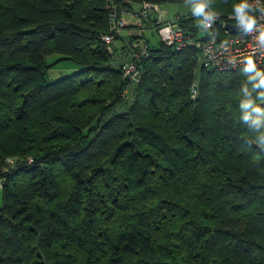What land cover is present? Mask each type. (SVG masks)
Returning <instances> with one entry per match:
<instances>
[{"label":"trees","instance_id":"obj_1","mask_svg":"<svg viewBox=\"0 0 264 264\" xmlns=\"http://www.w3.org/2000/svg\"><path fill=\"white\" fill-rule=\"evenodd\" d=\"M146 1L186 4L0 0V264H264V146L240 120L258 70L159 38L116 61L111 9ZM244 2L211 0L216 34ZM199 19L178 20L195 43Z\"/></svg>","mask_w":264,"mask_h":264},{"label":"rangeland","instance_id":"obj_2","mask_svg":"<svg viewBox=\"0 0 264 264\" xmlns=\"http://www.w3.org/2000/svg\"><path fill=\"white\" fill-rule=\"evenodd\" d=\"M138 4L139 3H136L135 5H138ZM190 7H191V5L185 4V3L184 4L168 3L165 5H158L157 3L146 1L145 3L142 4L141 13L138 15L136 14V18H138V21H139V23H137V24L136 23L133 24L132 20H126L123 18L127 11L124 12L122 14V16H120V12H119L118 7H116V6L112 7L111 13L113 15L112 14L111 15L114 16L117 21H116V24L114 27V28H116L115 33L110 31V34H109V35H111L110 36L111 41L109 42V46H110L109 51L116 58L117 52L115 51L114 46H111L114 42H116L115 44L118 43V46H122V43H126L125 49H129V47H128L129 45L133 47L132 49H134V47L140 46L141 51L144 52V54H145V56L142 58L145 60L146 58H149V56L152 52L153 44H154V42L156 43L158 38L160 41L163 42V44H165V46L174 48L175 50L181 51V50L188 48L189 46H187V47L183 46V43H185L184 42L185 37L181 36L180 30L183 32L184 35H186V32L184 31L183 28H181L179 26L178 20L181 19L183 16H191L192 15V13L189 9ZM165 9H169L172 12V14H174L172 19H170V20L167 19V15H166L167 11ZM206 11H208L210 13L212 12L221 18L219 13L214 11L210 7V5L206 9ZM230 16H234V15H230ZM128 19H130V18H128ZM151 21H152L153 26L147 27L146 26L147 23H151ZM228 27H231V25H229ZM232 27L240 28L237 25H234ZM165 28H169L170 31H167V32L163 31V29H165ZM209 29H211V28H209ZM240 29L242 30V28H240ZM203 31L204 32H203L202 36L205 35V37H207L204 29H203ZM235 34H237V33H235ZM119 37H120V40H119ZM186 40H188V39H186ZM127 44H129V45L127 46ZM200 52H201V50H200ZM204 53L205 54H212V48L210 45H209V47L205 48ZM202 58H203V55L201 52V59ZM53 59H54V57L49 59V61H52ZM124 66L122 68L124 76L130 82L134 78L137 79V77H141V72H140L138 66L135 67L134 62L132 63V65L129 64V66L125 70H124ZM74 69H76V68L72 65V63L70 64V62H63V63H61V65L59 66L58 69H54L50 72V80L57 81V80H60L64 77L70 76L71 74L74 73ZM128 95L129 94H128V90H127L126 94L124 96L122 95V97L125 98V97H128ZM11 164H13V163L10 162V165Z\"/></svg>","mask_w":264,"mask_h":264},{"label":"built area","instance_id":"obj_3","mask_svg":"<svg viewBox=\"0 0 264 264\" xmlns=\"http://www.w3.org/2000/svg\"><path fill=\"white\" fill-rule=\"evenodd\" d=\"M251 11L248 15L254 17L257 21L252 31H246L245 27L239 22L237 15L229 16L228 21L225 23L224 35L216 34L213 30L216 23L220 20L216 14L213 15V19L206 23L211 24V29L205 28L203 24L201 26L207 32V36L210 39L206 42L200 41L195 43L193 39L183 34L180 30L181 36L185 37L183 46L196 45L202 52V63L207 68H213L220 71H235L237 69L246 68V60L251 58L256 64V70L264 73V42L259 40L262 32H264V0H248ZM212 13V12H211ZM203 20V17H199ZM116 24V18H114ZM115 24L112 27V32L115 33ZM237 25L242 28L240 33H232L228 30V26ZM175 31V30H174ZM111 35L104 38V41L109 44L111 41ZM205 37V35H204ZM188 39V40H186ZM202 40V39H201ZM212 48V54H205V48ZM145 55L144 52L141 53ZM132 65V64H131ZM129 66L125 65L124 70ZM136 67V66H135ZM140 77L134 78L132 82H139ZM197 96V91L193 90V98Z\"/></svg>","mask_w":264,"mask_h":264},{"label":"clouds","instance_id":"obj_4","mask_svg":"<svg viewBox=\"0 0 264 264\" xmlns=\"http://www.w3.org/2000/svg\"><path fill=\"white\" fill-rule=\"evenodd\" d=\"M211 0H186V4L191 5L189 8L192 15L196 17H203V20H198L199 24H203L205 28H211V24L206 23L213 19V13L206 11ZM249 5L247 2L234 6V12L237 15L239 22L245 27L246 31H252L257 23L256 19L247 13ZM163 31H170L169 28L163 29ZM259 40L264 42V32L261 33ZM246 71L252 72L256 68L254 61L249 58L246 61ZM252 83V91L258 89H264V73L257 71L255 76L249 78ZM244 94L247 97H251V91L245 87ZM264 101V91H260L258 97L253 99H245L240 104L242 122H250V131L256 133V141L261 146H264V108L257 105L256 101ZM255 114V115H254Z\"/></svg>","mask_w":264,"mask_h":264},{"label":"crops","instance_id":"obj_5","mask_svg":"<svg viewBox=\"0 0 264 264\" xmlns=\"http://www.w3.org/2000/svg\"><path fill=\"white\" fill-rule=\"evenodd\" d=\"M133 9L136 11V12H126V14L124 15V19L126 20H132V23L133 24H137L139 23L138 21V18H136V14L138 15L142 9V4H138V5H133ZM167 12H166V15H167V19L170 20L173 18L174 14H172V12L169 10V9H165ZM179 13V12H178ZM176 14V13H175ZM153 16V15H152ZM154 17V16H153ZM130 18V19H128ZM147 27H150V26H153L152 23H147L146 25ZM124 45V44H123ZM129 44H127L128 46ZM125 47H126V43H125ZM128 49H125V50H121L120 51V47L116 49L117 51V55H116V61L118 62H126L127 61V57H129V54H128ZM126 57V59H125Z\"/></svg>","mask_w":264,"mask_h":264},{"label":"water","instance_id":"obj_6","mask_svg":"<svg viewBox=\"0 0 264 264\" xmlns=\"http://www.w3.org/2000/svg\"><path fill=\"white\" fill-rule=\"evenodd\" d=\"M228 30L232 31V33H240L242 30L240 28L237 27H228ZM210 39V36L204 37L202 38V42H206ZM100 122V119L98 121V123Z\"/></svg>","mask_w":264,"mask_h":264}]
</instances>
